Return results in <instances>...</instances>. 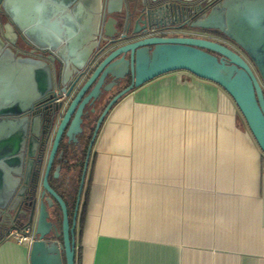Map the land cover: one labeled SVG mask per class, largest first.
I'll return each instance as SVG.
<instances>
[{
    "label": "crops",
    "instance_id": "crops-1",
    "mask_svg": "<svg viewBox=\"0 0 264 264\" xmlns=\"http://www.w3.org/2000/svg\"><path fill=\"white\" fill-rule=\"evenodd\" d=\"M106 5L8 0L7 21L0 20V136L18 131L25 117L11 105L28 100L38 73L51 66L8 40L22 35L19 27L34 38L71 35L85 53L99 33L116 31L112 15L123 2L111 3V15ZM94 146L76 264H264V153L220 86L187 71L152 79L114 107ZM10 159L0 158V199L13 185ZM30 250L4 239L0 264H31Z\"/></svg>",
    "mask_w": 264,
    "mask_h": 264
},
{
    "label": "water",
    "instance_id": "water-1",
    "mask_svg": "<svg viewBox=\"0 0 264 264\" xmlns=\"http://www.w3.org/2000/svg\"><path fill=\"white\" fill-rule=\"evenodd\" d=\"M113 1L107 0L105 13L109 15ZM163 1L165 0H132L124 17L120 19L126 26L127 33L119 38L108 36L106 40L100 39L98 46L85 53L77 46L81 43V38L71 35L56 39L34 38L18 26L22 33L19 36L27 46L48 53L49 63L58 61L67 70L74 68L77 72V81L74 84L76 96L64 113L62 103L57 104L54 110L51 105L56 99L47 86L46 78L50 68L40 71L36 78L37 85H34L29 99L18 100L10 106L17 116L24 112H28V115L23 121H17L15 126L18 131L15 134L0 136V158H8L10 155L8 164L13 165L10 174L13 185L6 197L0 199V227L5 226L1 225L3 222H13L19 218L18 215H11L7 205H19L26 196L27 188H33L29 224L24 225L35 228V239L30 250L31 264H76L77 214L90 154L100 126L115 103L152 79L173 72L187 71L200 79L217 84L235 101L264 153V0H229L226 12L214 8L191 26L225 34L242 46L246 56L212 40L164 35L168 30H160L154 24L169 6L163 5ZM0 2L6 9L8 0ZM140 23L144 26L142 30L134 29L130 32L132 24L137 26ZM8 41L17 47V43ZM101 42L104 45L99 48ZM127 76L131 78L130 85L110 102L97 123L71 223L66 202L50 182L53 172L54 177L58 178L62 169L61 165L55 166L63 156L60 145L65 139L66 145L70 146L82 134L85 107L97 101L106 79L115 81ZM40 107H43L44 114L35 115V110ZM46 122L49 127L43 131L42 125ZM42 134L43 141L35 163L34 149L36 150ZM10 141L14 145L12 153L5 149ZM39 192L42 200L38 199ZM55 203L62 211L61 223H55L51 219L50 210ZM53 234L56 238L63 237V243L52 241ZM6 237L7 235L4 238Z\"/></svg>",
    "mask_w": 264,
    "mask_h": 264
},
{
    "label": "flooded vegetation",
    "instance_id": "flooded-vegetation-1",
    "mask_svg": "<svg viewBox=\"0 0 264 264\" xmlns=\"http://www.w3.org/2000/svg\"><path fill=\"white\" fill-rule=\"evenodd\" d=\"M1 1V0H0ZM132 0H123V6L120 9L122 13H114L112 15L113 21L112 23L116 26V31L109 30L107 33H99L97 35V46L99 44L100 39L106 40L109 38L108 36H113V38H119L122 34L127 33L126 26L122 23V18L124 17L125 10L127 6L130 5ZM229 0H165L163 1V5H169L166 10L163 11V15L155 20L154 24L161 29H167L168 31L164 32V35L168 37H193V38H202L215 41L228 49L242 55L246 56L245 50L238 43L229 39L223 33H215L212 31H205L200 29L192 28V24L199 18L208 15L214 8H218L222 11H227V2ZM235 2L241 0H234ZM142 6V5H141ZM121 19V20H120ZM0 20L7 21V11L3 8V3L0 2ZM143 23L135 26L132 24L129 29L132 32L134 29L142 30ZM208 36L212 37L209 38ZM22 37L18 36L16 38V42L18 45L15 47L19 52L24 55H32V56H41V57H49L48 53H44L41 50L36 49L32 46H27ZM104 43H100L99 48H101ZM97 48V47H96ZM33 53V54H32ZM216 55V54H215ZM219 59L221 56L216 55ZM47 86L53 92L55 101L52 102V108L57 106V104L62 103L64 113L67 111L69 106L71 105L73 99L76 96V88L74 87L75 82L77 81V72L74 68L69 70L63 64H60L58 61L51 63L49 75H47ZM131 78L130 76L125 77L124 79L113 81L111 78L106 79L105 84L101 87L100 95L92 105H87L85 107V115L83 116L82 123V134L77 137V141L72 143L70 146H67L65 143V139H63L60 145V153H63L62 159L58 161L62 166L59 177L55 178L53 172L52 177L50 178V182L53 184V188L55 191L62 197L66 199L69 205L72 208L73 197L76 194V202L78 197V192L81 184V179L84 172V166L87 159V154L89 150V146L93 139L95 129L98 121L100 120L101 115L104 113L106 108L109 106L110 102L123 90L130 85ZM264 86V84H263ZM125 97V96H124ZM123 97V98H124ZM121 98L114 106L110 109L109 113L103 120L100 130L107 119L110 112L114 109V107L123 99ZM35 115L44 114L43 107L37 108L34 112ZM28 112H24L21 116H27ZM49 124L46 122L42 125V130H47ZM99 130V132H100ZM98 132V134H99ZM98 136V135H97ZM97 139V137H96ZM43 141V134L41 135L40 142L36 144V150L34 149V154L36 157L35 163H37L41 144ZM96 142V140H95ZM94 142V144H95ZM93 144V146H94ZM95 147V146H94ZM92 152L90 154L89 163L87 167V172L85 175V183L81 196L79 212L77 217V226L80 225V212H81V204H83L84 193L86 191L88 185L89 178V167L90 162H92ZM51 184V185H52ZM79 186V187H77ZM76 187L78 188L76 191ZM34 197L33 188H27L26 196L23 198L21 203L15 205L13 203L7 205L8 210H10L12 216L18 215L19 218L16 221L3 222L1 225H5L0 227V242L4 240L5 235H7L6 239H10L9 235L14 230L26 231L30 229L33 233V241L35 239V228L33 226L24 227V225L29 224V216L32 209V200ZM41 192L38 194V199H41ZM76 207V206H75ZM75 211V209H74ZM70 216V222L72 223L73 215ZM59 212L62 215V211L60 207L55 203L53 208L50 210L51 219L53 222H62V216L60 217ZM24 213V214H23ZM14 225V226H11ZM78 230V228H77ZM79 231V230H78ZM75 242L77 238V231L75 229ZM52 241H58L59 243H63V237L56 238L53 234Z\"/></svg>",
    "mask_w": 264,
    "mask_h": 264
},
{
    "label": "trees",
    "instance_id": "trees-1",
    "mask_svg": "<svg viewBox=\"0 0 264 264\" xmlns=\"http://www.w3.org/2000/svg\"><path fill=\"white\" fill-rule=\"evenodd\" d=\"M92 170L90 171V175H89V178H88V185H87V188H86V191L84 193V200H83V204H81V212H80V225L77 227L78 230H79V236L82 234V231H83V228H84V223H85V219H86V213H87V207H88V203H89V200H90V185H91V182H92ZM79 187V186H77ZM76 187V191H77V188ZM64 201L66 202L67 204V207H68V213H69V216L72 215L74 209H75V206H76V194L75 196L73 197V203H72V213L70 212V205L69 203L66 201V199L63 197ZM77 231V229H76ZM76 234V232H75ZM79 259H81V254L79 252Z\"/></svg>",
    "mask_w": 264,
    "mask_h": 264
},
{
    "label": "built area",
    "instance_id": "built-area-1",
    "mask_svg": "<svg viewBox=\"0 0 264 264\" xmlns=\"http://www.w3.org/2000/svg\"><path fill=\"white\" fill-rule=\"evenodd\" d=\"M9 238L23 244L27 243L31 245L33 243V233L30 229H27L26 231L23 230V232L14 230L10 233Z\"/></svg>",
    "mask_w": 264,
    "mask_h": 264
},
{
    "label": "rangeland",
    "instance_id": "rangeland-1",
    "mask_svg": "<svg viewBox=\"0 0 264 264\" xmlns=\"http://www.w3.org/2000/svg\"><path fill=\"white\" fill-rule=\"evenodd\" d=\"M208 37H209V38H212V37H210V36H208ZM70 212L72 213L71 206H70ZM59 215H60V217L62 216L60 212H59ZM26 244H27V243H26Z\"/></svg>",
    "mask_w": 264,
    "mask_h": 264
}]
</instances>
